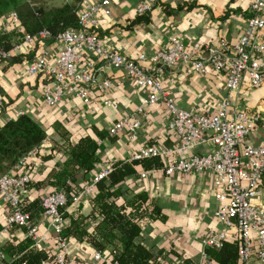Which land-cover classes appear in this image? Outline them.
Segmentation results:
<instances>
[{
	"label": "built area",
	"instance_id": "built-area-1",
	"mask_svg": "<svg viewBox=\"0 0 264 264\" xmlns=\"http://www.w3.org/2000/svg\"><path fill=\"white\" fill-rule=\"evenodd\" d=\"M110 0H80L75 26H67L54 34L41 29L33 34L22 32L21 41L4 48L0 44V67L16 52L22 43H41V51L28 61L25 75L41 78L39 97L46 105H55L67 97L79 100L83 110H95L90 100V90L101 96L100 107L109 108L113 119L106 127L109 137L119 136L124 141H133L143 121L149 119L148 108L161 107L166 121L165 127L174 134L171 145L146 144L131 153L127 160L157 157L162 161L165 175L174 172L211 174L212 196L216 201L213 219L217 227L206 230L202 238L200 258H206L204 250L218 248L225 239L236 243V259L239 264H264V210L252 202L259 194V180L264 173V144L248 141L260 115L247 112L239 103L243 90L264 85V0H252L248 6L242 33L234 43L218 38L212 44L193 40L189 46L176 35L168 38L165 47L146 57L138 53L130 57L117 51L107 40H100L93 28L99 14L108 15ZM155 0H140L136 14H146ZM8 20L1 31H22L15 11L7 15ZM51 38L55 56L49 58L46 39ZM48 53V54H47ZM104 67L121 70L132 87L141 90L138 104L131 112L120 111L116 102L104 93L111 85L109 78L98 79ZM222 75L223 95L217 98L211 111H194L178 107L171 95L170 86L182 74L209 72ZM244 87V88H243ZM0 99V111H1ZM79 112L82 113V110ZM22 114L18 110L14 117ZM1 124V119H0ZM197 145H207L203 153L191 152ZM30 153V152H28ZM26 153V154H28ZM21 156L12 169L0 174V201L7 207V215L1 232L20 226L39 247L44 234H38L37 225L31 223L29 213L21 209L20 200L28 191L29 177L18 171ZM110 168L98 172L92 182L106 175ZM149 171L141 170L140 178ZM91 182L71 195L59 188L47 192L40 199L41 214L52 233L57 250L52 262L39 264H72L74 257L68 251L66 241L60 236L63 206L73 203L90 191ZM252 235L256 247L252 250ZM86 264H118L108 253L102 256L99 250L90 254ZM3 252L0 249V261ZM151 264H175L170 260Z\"/></svg>",
	"mask_w": 264,
	"mask_h": 264
},
{
	"label": "crops",
	"instance_id": "crops-1",
	"mask_svg": "<svg viewBox=\"0 0 264 264\" xmlns=\"http://www.w3.org/2000/svg\"><path fill=\"white\" fill-rule=\"evenodd\" d=\"M79 1L76 0L77 3ZM139 1L110 0L109 14H99L93 28L100 40H108L117 51L130 57H135L138 53L150 56L155 50L165 47L172 35L178 36L186 47L193 40L214 45L220 37L228 43H234L243 31L247 9L252 0H155L146 22L131 23L137 15L135 9ZM41 47V43H22L20 51L12 56L16 60L6 61L0 67V99L3 104L1 121L13 119L14 112L20 110L31 115L46 133L41 143L19 163L18 171L26 172L29 182L32 183L45 178L54 164L53 157L42 159V155L50 153L59 160L65 157L60 151L55 152L56 142L51 136L53 122L62 124L69 133V139L74 141L84 134L93 136L90 126L97 130L106 129L114 117L109 108L100 107L101 96L94 89L90 90V100L95 106L93 111L83 110L79 100L74 97H67L51 106L41 101V78L37 75H25L26 64L40 53ZM47 49L52 60L55 56L53 44H48ZM97 78L111 80V85L104 95L116 102L120 111H133L139 97L143 95L141 90L132 87L121 70L104 67ZM222 78L220 73L213 71L206 75L185 72L170 86V92L178 107L211 111L215 100L223 95ZM239 103L247 112H258L260 115L248 141L264 144V85L242 89ZM148 114L149 119L143 121L133 141H124L119 136L97 139L98 170L113 161L126 160L143 145L172 144L174 134L165 127L166 118L161 107H149ZM207 149V145H197L190 151L203 153ZM141 170L137 168L138 175ZM135 178L137 182H130L129 186L133 191L147 190L155 200L161 216L145 223L135 241L147 247L159 261L170 260L175 264H218L208 257L200 258V239L206 230L217 227L213 219L216 201L212 196L211 174L174 172L165 175L156 169L149 170L145 178ZM39 185L38 193L41 197L51 189L50 185ZM33 187L34 185L29 186L28 192H31ZM259 191V194L252 198V202L264 210V173L259 180ZM87 209V205L82 206V210ZM6 215L7 207L0 201V247L10 236L9 231L1 232ZM34 222L38 234L43 233L45 236L41 246L49 256L56 250L53 235L41 213ZM11 229L12 235L17 239L22 238L21 231L14 230L13 227L9 230ZM66 244L74 257L72 264H86L91 258V252L96 250L76 240L66 241ZM252 247V250L256 247L253 235ZM108 250L109 248L99 251L102 256H106ZM0 264L7 262L1 260ZM236 264H239L237 259Z\"/></svg>",
	"mask_w": 264,
	"mask_h": 264
},
{
	"label": "trees",
	"instance_id": "trees-1",
	"mask_svg": "<svg viewBox=\"0 0 264 264\" xmlns=\"http://www.w3.org/2000/svg\"><path fill=\"white\" fill-rule=\"evenodd\" d=\"M0 0V28L8 20V13L15 11L22 31L16 32L10 26L9 30H0V44L9 48L12 44L21 41L22 32L33 34L38 30L46 29L50 34L67 27L75 26L79 6L77 2H64L41 12L37 7L26 0ZM27 6L23 11L21 7ZM17 9V11L15 10ZM146 14H137L131 20L146 22ZM248 15V12H247ZM46 43L51 42L47 38ZM12 57L8 61H15ZM2 103V102H1ZM3 110V104L1 111ZM52 139L56 142L55 152L64 154V159L59 160L50 153L42 155V159L54 158V164L45 178L40 181L28 182V188L34 185L31 192L21 198L20 204L23 211L29 213L31 223L41 213L38 193L40 183L50 185L47 192L63 189L67 196L80 191L83 186L91 182L90 191L79 197L76 202L67 203L62 210V228L60 236L65 241L76 240L88 244L92 249H107L108 253L118 264H151L159 262L153 253L139 242L136 236L148 221L160 216V210L155 200L147 190L133 191L130 182L136 183L137 168L144 171L162 169V161L157 157H148L132 160H117L109 163V172L92 182L98 174L99 157L97 153V139L109 137L106 129L97 130L90 126L93 136L84 134L74 141L69 139V133L59 122L52 124ZM43 127L31 115L20 114L13 119L1 121L0 124V174L10 170L18 159L34 150L44 139ZM103 168V169H104ZM131 177V178H128ZM32 183V184H31ZM87 205V211L82 206ZM22 233V238L17 239L9 230V239L0 247L3 252L2 260L7 264H39L52 262L57 250L51 255L43 247L32 246V241L25 235L24 228L14 226ZM204 253L208 259L218 264H236V243L234 240L225 239L218 248H207Z\"/></svg>",
	"mask_w": 264,
	"mask_h": 264
},
{
	"label": "rangeland",
	"instance_id": "rangeland-1",
	"mask_svg": "<svg viewBox=\"0 0 264 264\" xmlns=\"http://www.w3.org/2000/svg\"><path fill=\"white\" fill-rule=\"evenodd\" d=\"M26 0H24L25 2ZM30 3L34 4L37 9L41 12H44L47 8L55 6V5H60L64 2L70 3V2H76V0H28ZM23 2V3H24ZM22 10L26 11L27 10V6L23 5ZM17 11V9H15ZM18 12V11H17Z\"/></svg>",
	"mask_w": 264,
	"mask_h": 264
}]
</instances>
